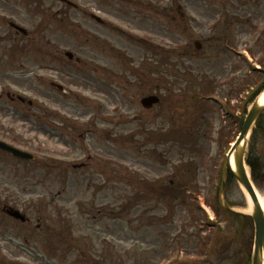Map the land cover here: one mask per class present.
<instances>
[{
    "label": "rangeland",
    "instance_id": "rangeland-1",
    "mask_svg": "<svg viewBox=\"0 0 264 264\" xmlns=\"http://www.w3.org/2000/svg\"><path fill=\"white\" fill-rule=\"evenodd\" d=\"M263 79L264 0H0V140L34 157L0 151V264H250L224 158Z\"/></svg>",
    "mask_w": 264,
    "mask_h": 264
},
{
    "label": "water",
    "instance_id": "water-1",
    "mask_svg": "<svg viewBox=\"0 0 264 264\" xmlns=\"http://www.w3.org/2000/svg\"><path fill=\"white\" fill-rule=\"evenodd\" d=\"M21 30V29H20ZM23 31V30H21ZM24 32V31H23ZM66 56L71 59L72 55L70 53H66ZM159 99L156 96L150 95L148 97H144L141 99V104L144 108L149 109L152 105L157 104ZM253 106L247 111L246 118L243 121L242 128L240 134L237 137V141L235 144L230 148V151L227 154V166L231 171L233 177L236 181L240 182L245 191L248 192V195L253 201V222L255 223L254 233H255V248H254V257L252 264H264V211L261 210V206L259 201L256 197V192L253 189V185L251 180H248L246 170L244 168V153H245V146L247 145L248 141V132L258 120L260 115L264 112V104L256 105L255 103L252 104ZM0 149L6 150L10 152L13 156H16L21 159H33L32 155L27 152L21 151L18 148H13L10 145L6 144L5 142L0 141ZM234 153V163H235V170H232L230 167V155ZM11 214L13 212L8 211ZM14 216L17 214L14 212Z\"/></svg>",
    "mask_w": 264,
    "mask_h": 264
},
{
    "label": "trees",
    "instance_id": "trees-1",
    "mask_svg": "<svg viewBox=\"0 0 264 264\" xmlns=\"http://www.w3.org/2000/svg\"><path fill=\"white\" fill-rule=\"evenodd\" d=\"M259 85L256 88L248 93V97L246 101L243 103L244 106L247 102L251 101L255 96L256 93L263 87L264 81L258 83ZM246 107H243L242 112H245ZM242 121H240L241 124ZM240 124L238 126H240ZM173 132V131H171ZM165 135V134H163ZM180 133L173 132V134L166 136V141H171L174 139L177 142L180 139ZM251 144H249V150L246 157V163L248 167L251 169V177L252 180L255 182L257 187H264V158L258 152L259 147L262 148L264 151V113L258 119L256 125L254 126L252 133H251ZM171 138V139H170ZM172 142V141H171ZM258 164L259 167L256 168L255 164Z\"/></svg>",
    "mask_w": 264,
    "mask_h": 264
},
{
    "label": "bare ground",
    "instance_id": "bare-ground-1",
    "mask_svg": "<svg viewBox=\"0 0 264 264\" xmlns=\"http://www.w3.org/2000/svg\"><path fill=\"white\" fill-rule=\"evenodd\" d=\"M255 104L257 105H262L264 104V90L261 91V93H259V95L257 96V99L255 100ZM234 153H232L230 155V167L232 170H235V163H234ZM256 195H257V199L260 203V206H261V210L264 211V196L262 194H259L258 191L256 190ZM245 196H246V201H248V206H249V209L251 210L252 208V201H250L249 199V195L247 194V192H245Z\"/></svg>",
    "mask_w": 264,
    "mask_h": 264
}]
</instances>
